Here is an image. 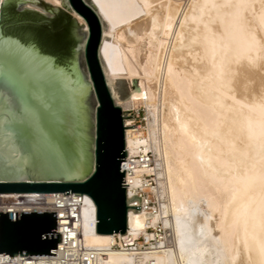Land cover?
Instances as JSON below:
<instances>
[{"label": "bare ground", "instance_id": "obj_1", "mask_svg": "<svg viewBox=\"0 0 264 264\" xmlns=\"http://www.w3.org/2000/svg\"><path fill=\"white\" fill-rule=\"evenodd\" d=\"M135 1L144 13L101 40L119 52L123 76L110 80H136L129 106L145 107L146 125L126 120L125 149L153 151L155 165L134 175H156L152 190L171 229L169 243L144 258L264 264V0ZM83 195L81 241L109 248L114 235L96 233L94 202ZM147 218L128 210L132 238ZM110 249L109 264L133 263Z\"/></svg>", "mask_w": 264, "mask_h": 264}, {"label": "water", "instance_id": "obj_2", "mask_svg": "<svg viewBox=\"0 0 264 264\" xmlns=\"http://www.w3.org/2000/svg\"><path fill=\"white\" fill-rule=\"evenodd\" d=\"M0 3V196L91 197L96 233L128 228L118 49L102 37L143 10L135 0ZM57 213H0V255H56Z\"/></svg>", "mask_w": 264, "mask_h": 264}, {"label": "built area", "instance_id": "obj_3", "mask_svg": "<svg viewBox=\"0 0 264 264\" xmlns=\"http://www.w3.org/2000/svg\"><path fill=\"white\" fill-rule=\"evenodd\" d=\"M123 158L124 186L126 196H134L129 202L132 211L140 210L147 215L144 232L132 238L127 230L126 234H113L114 242L109 248L95 247L82 243V229L80 225L81 207L84 195L81 196H15L6 201L0 199V213H57L56 233H62V242L56 244V255H0V264H109L108 251L117 249L133 257L131 264H156L153 257L144 258L145 253L161 249L169 243L171 229L164 223L160 202L154 196L152 188L158 186L156 175L143 174L135 178L136 167H153L154 153L151 149ZM132 190V192H131ZM157 214L155 222L149 217ZM96 223L92 221V224Z\"/></svg>", "mask_w": 264, "mask_h": 264}, {"label": "rangeland", "instance_id": "obj_4", "mask_svg": "<svg viewBox=\"0 0 264 264\" xmlns=\"http://www.w3.org/2000/svg\"><path fill=\"white\" fill-rule=\"evenodd\" d=\"M55 7L60 9L61 11L65 12L76 23V25L78 27H82V25L77 21V19H75V17L73 16L72 12H70L69 10H67L63 6H60V7L55 6ZM120 80H125V79H120ZM125 83L127 85V88L129 90V92L130 91H134L136 89V80L133 81V83H130L129 85H128L127 80H125ZM125 109H127V110H125ZM132 109H133L132 106L124 107V110L122 109V113H123V116H124V118H123L124 119V123H126V120H130L132 122V126H134V127H139V126L145 127V125H146V120L145 119L147 117L145 107L139 106V107H137L134 110H132ZM128 110H132V111L129 112Z\"/></svg>", "mask_w": 264, "mask_h": 264}]
</instances>
